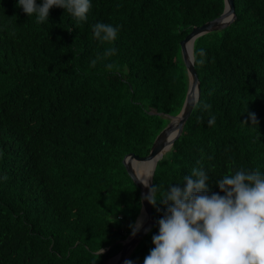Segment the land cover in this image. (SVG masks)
<instances>
[{"label":"trees","instance_id":"obj_1","mask_svg":"<svg viewBox=\"0 0 264 264\" xmlns=\"http://www.w3.org/2000/svg\"><path fill=\"white\" fill-rule=\"evenodd\" d=\"M90 2L86 21L53 7L41 23L0 0V264H103L117 253L140 209L121 160L145 156L179 112V42L223 11V0ZM232 5L233 21L193 41L198 98L155 163L158 202L193 168L212 192L238 168L264 174V0ZM97 22L119 26L117 39H95ZM109 47L115 55L93 67ZM164 211L151 206L154 224L127 260L143 264Z\"/></svg>","mask_w":264,"mask_h":264},{"label":"clouds","instance_id":"obj_2","mask_svg":"<svg viewBox=\"0 0 264 264\" xmlns=\"http://www.w3.org/2000/svg\"><path fill=\"white\" fill-rule=\"evenodd\" d=\"M17 6L22 8L28 16L35 14L37 22L41 23L48 20L49 13H51L50 9L53 7L66 10L78 21H86L87 14L92 7L90 0H41L39 5H37L36 0H18ZM92 31L95 39L101 43H111L117 39L119 26L114 27L111 24L97 22L93 25ZM185 49L193 67L195 53H192V48L190 51L187 45ZM115 53L116 49L109 47L103 53V57L98 56L93 59L91 65L95 67L97 60L111 57ZM200 55H204L203 50H201ZM200 63H203V60ZM182 64L187 78L186 95L188 75L183 61ZM105 67L112 70L116 65L109 63ZM193 98L195 104L198 93L196 95L194 92ZM205 107L210 108V105ZM173 117L167 118L168 122L165 127L169 128ZM248 119L256 125L255 114L250 113ZM165 152L166 150L163 153ZM153 170L150 171L149 175H146V179H142V175H137L133 170L136 177L146 188L149 187L150 182L149 191L143 199L150 206L155 207L157 203H160L165 207L163 216L157 221L158 234L152 237L154 247L144 258L143 264H264V174L258 169L238 168L217 180L215 184L219 192H212L208 186L209 176L207 173L203 169L193 168L190 174L183 177L182 185L169 186L163 198L158 202L156 195L158 187H151ZM134 186L136 187L135 184ZM136 189L138 190L137 187ZM140 218L141 221H137ZM142 219L143 216L140 214L139 209L133 225H130L131 230L125 239L120 242V247L130 237V234L135 236L140 231ZM134 247L123 264H133V261L127 260V258ZM102 253L103 249L100 250V254ZM117 253L103 264L117 258Z\"/></svg>","mask_w":264,"mask_h":264},{"label":"water","instance_id":"obj_3","mask_svg":"<svg viewBox=\"0 0 264 264\" xmlns=\"http://www.w3.org/2000/svg\"><path fill=\"white\" fill-rule=\"evenodd\" d=\"M223 2H224L223 11L218 17L210 21H207L201 24L200 26L192 27L190 32L180 42V54L182 56V61L185 65L188 75V90L185 95V99L183 101L180 112L175 117H173V119H176L175 133L171 136V138L167 139V135L170 129L166 126L154 138V141L152 142L147 155L139 157L137 155L129 154L127 156H124L121 161V164L123 165L127 176L132 180V182L136 185V187L139 190L140 207H141L140 214L143 216L144 220L142 219V227L140 231H138L135 236H132L130 234V237L127 238L121 244L120 250L116 255L117 257L116 261L113 264H123L127 255L132 250V248L153 225V218L151 216V206L148 204L146 200L143 199V197L149 191L150 182H149V187L146 188L134 174L133 169L129 165V161L141 162V163L152 161L153 162L152 168L150 170L152 172L155 162L159 159V157L163 154V152L167 149V147H170L172 142L179 136L182 126L189 117V114L193 107L194 92L196 95L198 93V80L193 70L192 63L188 59L189 56L187 57L186 55L187 51L185 49V46L189 43L190 44L189 48L191 51L192 43L194 39L211 31L222 29L223 27H225L231 21L234 20L235 16L233 12L232 0H223Z\"/></svg>","mask_w":264,"mask_h":264},{"label":"bare ground","instance_id":"obj_4","mask_svg":"<svg viewBox=\"0 0 264 264\" xmlns=\"http://www.w3.org/2000/svg\"><path fill=\"white\" fill-rule=\"evenodd\" d=\"M189 46H190V44L188 43L187 44V48L188 49H189ZM175 124H176V120L173 119L171 121V123H170V126H169L170 131H169L167 137H171L173 135V133L175 131L174 130ZM152 163H153L152 161L145 162V163H141V162L134 163V162H131V166H132L133 170L135 171V173L137 175H142V179H146L147 178L146 175H149L150 174V170L152 168ZM115 261H116V258H113V259H111L108 262V264H112Z\"/></svg>","mask_w":264,"mask_h":264},{"label":"rangeland","instance_id":"obj_5","mask_svg":"<svg viewBox=\"0 0 264 264\" xmlns=\"http://www.w3.org/2000/svg\"><path fill=\"white\" fill-rule=\"evenodd\" d=\"M153 142V141H152ZM169 149V147H167V149H166V151ZM129 164H130V167L132 168V166H131V161H129ZM141 221V218L140 219H137V221ZM108 264V263H107Z\"/></svg>","mask_w":264,"mask_h":264}]
</instances>
